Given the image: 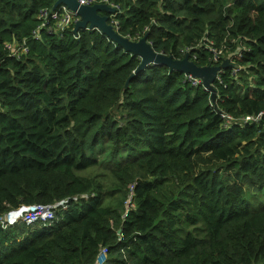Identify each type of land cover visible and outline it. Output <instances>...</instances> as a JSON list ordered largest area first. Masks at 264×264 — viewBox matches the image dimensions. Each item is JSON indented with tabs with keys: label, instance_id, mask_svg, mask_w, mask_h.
<instances>
[{
	"label": "trees",
	"instance_id": "16d2710c",
	"mask_svg": "<svg viewBox=\"0 0 264 264\" xmlns=\"http://www.w3.org/2000/svg\"><path fill=\"white\" fill-rule=\"evenodd\" d=\"M112 1L121 35L242 69L212 107L182 72L135 73L100 31L34 38L56 0H0V216L69 200L51 222L0 226V264H97L102 248L103 264H264V118L243 119L264 112V0Z\"/></svg>",
	"mask_w": 264,
	"mask_h": 264
},
{
	"label": "built area",
	"instance_id": "2783aa9c",
	"mask_svg": "<svg viewBox=\"0 0 264 264\" xmlns=\"http://www.w3.org/2000/svg\"><path fill=\"white\" fill-rule=\"evenodd\" d=\"M80 5H94V4H107L113 8H115V13L109 14L110 23L114 26L115 30H119L120 21L118 19V15L121 13V8L118 4L114 3L112 0H78ZM39 25L33 31L34 38L38 39L41 37L42 31L48 34H57L64 32L72 27H74L75 23L79 20V16L76 11L68 8L65 5H60L57 8H43L38 16ZM145 34V32H144ZM128 37V36H127ZM130 38V37H129ZM131 39V38H130ZM133 40V39H132ZM7 48L11 51L12 55L21 58L29 52V47L27 45L26 39L23 41H15L12 43H7ZM225 45L221 47L216 46V44H211L207 47L208 51L211 54L212 60L214 63L222 62L224 58L222 56L225 54ZM186 52V51H185ZM184 52V53H185ZM191 51H187L186 53H190ZM238 54V52H237ZM239 55V54H238ZM191 57V54H190ZM194 61V59L191 58ZM230 62V66L232 67L231 74L237 75L242 67L233 59H227ZM213 65V64H212ZM215 65V64H214ZM225 71L223 69L220 73L217 74L216 80L214 82V87H216V81H222L221 75ZM186 78L193 83V85H201L202 79L194 78L191 75H186ZM204 87V86H203ZM216 102V100H215ZM215 102H210L212 107H214ZM221 117L224 120L225 124H230L235 118L227 113H221ZM264 118V112H260L256 116H246L243 119L248 121H260ZM81 198H87L86 195H82ZM69 204V200L56 202L54 204L43 205L37 204L34 206H30L32 209H29V206H23L21 208H25V210L21 211V208L9 211L8 213L0 216V226L2 229H7L8 227L18 223L19 221L25 222L26 224H32L36 222H51L55 214L58 210L67 209ZM107 249L102 248L101 253L98 255L97 264H103L106 259ZM102 255V257H101Z\"/></svg>",
	"mask_w": 264,
	"mask_h": 264
},
{
	"label": "water",
	"instance_id": "95a60500",
	"mask_svg": "<svg viewBox=\"0 0 264 264\" xmlns=\"http://www.w3.org/2000/svg\"><path fill=\"white\" fill-rule=\"evenodd\" d=\"M60 5H65L77 12L79 20L74 25V33L77 34L81 29L100 31L126 51L137 55L141 59V64L135 73L151 64L165 65L171 72L179 71L194 78L202 79L205 90L210 92L211 101L215 102L217 89L214 87V82L217 74L230 65L229 60H224L221 65L199 66L195 61L191 60L190 53H186L181 59H176L171 55L157 52L149 42V33H146L139 40H132L115 30L110 23L109 17V14L115 13V8L107 4L80 5L78 0H56L53 8H57ZM103 12L105 14H102ZM28 208L32 209L30 206ZM23 210L25 208H21V211Z\"/></svg>",
	"mask_w": 264,
	"mask_h": 264
},
{
	"label": "bare ground",
	"instance_id": "6f19581e",
	"mask_svg": "<svg viewBox=\"0 0 264 264\" xmlns=\"http://www.w3.org/2000/svg\"><path fill=\"white\" fill-rule=\"evenodd\" d=\"M211 44H214V43L212 42ZM211 44H210V45H211ZM158 65H160V64H158Z\"/></svg>",
	"mask_w": 264,
	"mask_h": 264
}]
</instances>
